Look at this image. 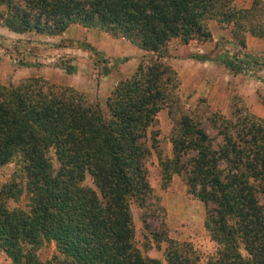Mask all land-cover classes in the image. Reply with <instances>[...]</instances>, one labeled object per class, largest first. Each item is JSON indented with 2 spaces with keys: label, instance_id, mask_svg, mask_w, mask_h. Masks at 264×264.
<instances>
[{
  "label": "trees",
  "instance_id": "obj_1",
  "mask_svg": "<svg viewBox=\"0 0 264 264\" xmlns=\"http://www.w3.org/2000/svg\"><path fill=\"white\" fill-rule=\"evenodd\" d=\"M0 23L15 32L60 35L70 25L105 31L148 52L110 90L103 110L85 92L43 77L0 82V167L18 161L28 210L9 209L21 192L0 189V250L12 264H47L37 249L53 243L61 264H164L135 244L131 202L150 195L148 127L176 107L172 156L163 171L183 177L205 206L204 226L222 242L201 260L188 241L167 238V264H264V123L244 108L210 110L213 133L183 107L180 77L164 58L174 38L208 40V20L264 38V0H0ZM198 59H205L204 55ZM236 70L242 69L236 61ZM71 73L70 65L65 67ZM152 146L153 143H151ZM89 176L91 185L83 182ZM13 190V191H11ZM262 196V197H261Z\"/></svg>",
  "mask_w": 264,
  "mask_h": 264
},
{
  "label": "rangeland",
  "instance_id": "obj_2",
  "mask_svg": "<svg viewBox=\"0 0 264 264\" xmlns=\"http://www.w3.org/2000/svg\"><path fill=\"white\" fill-rule=\"evenodd\" d=\"M244 1L246 4L238 7H247L252 0ZM263 16L264 13L259 14V17ZM208 27L211 31L208 40L193 38L183 43L174 38L167 44L168 55L164 59L179 74L183 107L189 109L193 117L199 118L210 134L213 133L207 119L210 110L231 117L235 108L240 112L245 108L264 123V42L256 39L247 42L245 36L243 47L232 36L230 25L210 19ZM222 28H227L224 34L220 32ZM85 29L72 24L66 35L53 37L35 32L3 34L6 40H0V82L14 84L23 77L40 76L53 83L71 85L83 92L96 94L91 98L85 92L90 100L98 101L105 110V101L112 87L118 80L130 76L149 54L143 50L136 56L138 61L135 65L132 61L123 66L133 56V50L128 48L133 44L124 38L112 39L105 31L94 28L87 29L97 31L94 33L99 36H87ZM106 39L113 42L107 43ZM102 41L107 47L113 46L110 56L96 46ZM201 55L205 59L197 58ZM236 61H241L242 69L236 70ZM68 65L72 67L71 73L65 71ZM29 66L36 68L32 74H29ZM21 68L24 70L20 73L17 70ZM105 75L108 78L104 81H108L111 87L103 95L98 85ZM99 88L101 92L98 95ZM178 114L176 107H163L148 127L149 153L145 166L151 193L142 204L131 202L136 246L144 255L159 258L164 264H167L163 256L167 238L190 242L201 255V260L215 255L222 247V242L212 240L204 226V203L189 192L181 175L173 172L168 178L167 172L163 171L164 161L172 156L171 136ZM13 180L22 190L6 199L8 208L28 210L25 173L16 160L0 167V189ZM83 183L91 185L89 176ZM54 252L52 242L37 249L43 262L61 264L50 261ZM0 264H12L1 250Z\"/></svg>",
  "mask_w": 264,
  "mask_h": 264
},
{
  "label": "crops",
  "instance_id": "obj_3",
  "mask_svg": "<svg viewBox=\"0 0 264 264\" xmlns=\"http://www.w3.org/2000/svg\"><path fill=\"white\" fill-rule=\"evenodd\" d=\"M235 4L237 5V6H241V5H245L246 4V2L244 1V0H235ZM4 10V6L3 5H0V11H3ZM71 26V27H70ZM64 32H62L61 33V36L62 35H66L67 33H68V30L70 29V28H72V25H70ZM227 28H222V30H220V32H221V34L223 33L224 34V30H226ZM93 29H85V34L87 35V36H99L97 33H94V32H97V31H92ZM72 31V30H71ZM83 32V31H82ZM3 34H20V32H15V31H12V30H10V29H8L7 27H5V26H3L1 23H0V40H6L5 39V35H3ZM55 36V35H54ZM247 36V42H249V41H252V42H254V40L256 39V40H260V41H263L264 42V38L263 37H257V36H253V35H251V34H247L246 35ZM49 37H53V36H49ZM113 39V38H112ZM112 39H106V42L108 43V41H110V42H113V41H111ZM106 42H104V41H102V43L100 44V45H98V44H96V46L98 47V48H100V49H102V50H104L105 52H106V55L107 56H110V54H112V50H113V46H111V47H107V44H106ZM126 47V46H125ZM127 48V47H126ZM128 48H130L131 49V51L133 50V52H132V54H133V56H131V58H129L127 61H125L124 63H123V66H128V64H130L132 61L134 62V65L136 64V62L138 61V58L136 57V56H138V55H141L142 53H143V50L142 49H140V48H138V47H136V46H131V47H128ZM24 70V68H21V70H17L18 72H22ZM34 70H36V68H34V67H30L29 66V74H32V72H35ZM109 74H110V72H109ZM106 78H108V75H105V76H103L102 77V79L99 81V85H98V87H100L101 88V91H102V93H103V95H105L106 93H107V91L109 90V88L111 87V85H110V83L107 81V82H105L104 80L106 79ZM72 84H74L75 85V82H72ZM100 88H99V90H98V95H99V92H101L100 91ZM91 98H94L95 97V95H94V93H93V95H92V93L90 92V91H85Z\"/></svg>",
  "mask_w": 264,
  "mask_h": 264
}]
</instances>
